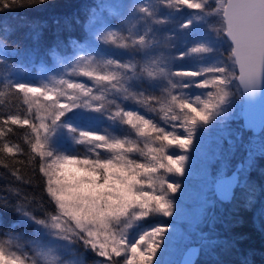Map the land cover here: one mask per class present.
I'll return each mask as SVG.
<instances>
[{
	"label": "snow or ice",
	"instance_id": "snow-or-ice-1",
	"mask_svg": "<svg viewBox=\"0 0 264 264\" xmlns=\"http://www.w3.org/2000/svg\"><path fill=\"white\" fill-rule=\"evenodd\" d=\"M44 3L0 0V8ZM104 7L93 4L70 21L87 44L68 36L49 49L62 68L58 75L0 79L8 94L27 106L23 114L0 115V153H19L26 161L14 164L34 165L51 205L45 209L19 187L0 196V212L18 217L0 233L7 237L0 239V264H85V253L100 258L95 264H161L163 246L182 216L178 194L201 138L244 115L236 111L238 100L264 96V0H127L112 13L115 20L102 16ZM68 45L75 49L70 60L57 52ZM100 45L114 51H98ZM33 51L5 44L0 65L7 71L10 55ZM177 61L185 64L176 67ZM149 113H158L159 122ZM105 121L114 131L128 126L137 139L98 127ZM251 123L247 118L245 127ZM8 125L26 126L27 151L3 139L12 131ZM260 126L258 144L245 143L243 132L233 138L230 130L219 139L216 156L226 163L209 177V215L216 186L231 189L233 200L236 189L254 196L251 173L264 161V117ZM237 154L229 174L227 161ZM0 165L9 168L3 159ZM18 171L11 168V176L31 184ZM153 216L171 220L146 227ZM219 246L211 230H201L191 253L211 255Z\"/></svg>",
	"mask_w": 264,
	"mask_h": 264
},
{
	"label": "trees",
	"instance_id": "trees-1",
	"mask_svg": "<svg viewBox=\"0 0 264 264\" xmlns=\"http://www.w3.org/2000/svg\"><path fill=\"white\" fill-rule=\"evenodd\" d=\"M96 4V0H46L44 4H38L31 7H14L9 9L0 8V42L7 45L9 49H18L21 53L27 50H34L32 55L9 56L10 69L4 65H0V79L13 70H24V72H34L36 65L43 63L48 65L51 63L52 55L49 49L55 43L57 38L66 39L68 36L80 38L82 33L79 27L70 25V21L77 15L84 16L89 12L90 7ZM183 17H181L182 19ZM33 36L38 37L33 40ZM70 45L62 46L57 50L58 54L69 53ZM185 64L184 61H177L176 67ZM31 68V70H29ZM11 77V75H10ZM0 115L9 113L23 114L26 105L8 94L7 90L0 85ZM140 110L144 111L143 108ZM159 122L158 113H150ZM108 132L124 136L130 135L132 139H137L134 132L128 126H121L120 131H114L109 127V122H103ZM12 131L8 132L3 138L11 144H19L27 151V145L24 143L23 136L26 126L8 125ZM230 130L233 138L237 132H243L244 142L252 141L258 144L260 134L255 135L251 130L245 129L241 116L229 122L228 128L224 129L217 126L212 132L203 136L200 141V151L193 154L191 161V169L187 179L184 181L189 188L191 196L190 203L184 205L185 218L178 221L180 227L179 235L169 240L164 245L163 256L173 255L174 252L182 253L184 250L193 249L199 243V232L203 230L205 234L212 231L213 235L218 238L220 246L211 255L203 251H197L194 255L196 264H244L247 260L248 264H264V176L260 174V168L264 167V161L258 162V167L251 173V183L256 185L254 196L249 199V193L246 189H236V198L229 201L220 200L214 193L215 207L211 209L214 215L208 214V198L212 194V185L209 177L218 172L226 163L225 160L217 159V144L225 131ZM141 147L143 143L141 141ZM227 145L225 151L227 152ZM135 158L143 160L138 154ZM0 159L9 164V168L0 165V196H10L6 191L9 188L19 187L26 193L29 199H35L44 205V208L51 210L48 203L46 193L42 188V177L39 172L33 173L34 165L14 164L13 161L25 160L26 157L17 153L14 157L11 154L0 153ZM240 159L239 154L230 158L227 163L228 171L234 167L237 160ZM18 169V175L24 179H31V184H25L17 181L11 176L10 169ZM14 199V197H12ZM247 205V206H246ZM32 209L37 213L41 209L36 204L31 205ZM18 219L17 215L10 211L0 212V233H7L9 227ZM170 218L153 216L149 217L145 225L166 224ZM20 229L18 228L17 231ZM0 239H7L6 236L0 235ZM236 240L238 245L232 248L229 241ZM170 245H174L175 249H170ZM100 258L94 257V254L85 253V264H95ZM178 259V257H177ZM178 261V260H177ZM173 260L167 264H176Z\"/></svg>",
	"mask_w": 264,
	"mask_h": 264
},
{
	"label": "rangeland",
	"instance_id": "rangeland-1",
	"mask_svg": "<svg viewBox=\"0 0 264 264\" xmlns=\"http://www.w3.org/2000/svg\"><path fill=\"white\" fill-rule=\"evenodd\" d=\"M126 2H127V0H96V4H100V3L104 4L105 7H104V9L102 11V16L105 17L108 20H115V17L112 15V13L115 12L116 9L119 8V6H121L122 4H124ZM79 43L87 44L88 41L83 38L82 40L79 41ZM3 46L4 45L0 42V47H3ZM100 49H103L104 52L114 51V49L106 48L103 45H100L97 50L99 51ZM86 50L90 51L91 49H86ZM59 55H61V54H59ZM74 55H75V49H73V50L69 51V53L63 54L61 56H64V57H66L67 59L70 60V59H72V57ZM179 67H181V66H179ZM35 69L36 70L34 72L27 71V70H26V72H24V70L16 69V70L11 71L10 75H11V78H13V79L40 80L41 78H44V77H47V76H51V75H58L60 72H62V68L56 63V61H55V59L53 57H52V60H51L50 64L45 65L43 63H39L38 65H36ZM29 70H31V68H29ZM72 79H83V78L74 76V77H72ZM193 91L198 93V92H200L202 90L193 89ZM242 105H243V101L238 100L237 101V108H236V111L238 113H240V111L242 109ZM140 111L143 114L144 111H142V110H140ZM149 115L152 116L150 113H149ZM98 127H100L101 129H104L105 128V124L101 123V124L98 125ZM77 149L81 153H83L85 151L84 146H77ZM103 155L104 156H108L110 154L109 153H103ZM186 184L187 183L184 181L183 191H182V193L178 194V196H179V206L182 209V216L175 222L176 231H175L174 234H171V235L168 236L169 240L172 239V238L174 239L176 237V235H179L178 233H180V227L178 225V221H181L183 218H185L184 205L187 206L191 202L190 201L191 196L189 194V188H187V190H186V187H187ZM145 226L147 227V226H151V225L148 224V225H145ZM169 247H170L171 250L175 249L174 245H170ZM163 250H164V246H163ZM184 252H185V250L182 253L174 252L173 255H166V256H163V257L161 255L159 257L160 260H161V264H167L168 261H171V260H173L174 262H176L178 260L176 264L180 263V261L182 260L184 254H185ZM177 257H178V259H177Z\"/></svg>",
	"mask_w": 264,
	"mask_h": 264
},
{
	"label": "water",
	"instance_id": "water-1",
	"mask_svg": "<svg viewBox=\"0 0 264 264\" xmlns=\"http://www.w3.org/2000/svg\"><path fill=\"white\" fill-rule=\"evenodd\" d=\"M242 110L244 115H241V117L244 127L247 118H250L252 122L251 127L248 128L245 127V129L251 130L255 135L260 134L261 133L260 121L261 118L264 117V96H257L252 99H244ZM214 193L220 200L229 201L231 199L232 190L228 189L226 192L223 186H216L214 188ZM191 250L192 248L186 251L182 260L178 264H184V261L188 259H192V260L194 259V255H192Z\"/></svg>",
	"mask_w": 264,
	"mask_h": 264
},
{
	"label": "bare ground",
	"instance_id": "bare-ground-1",
	"mask_svg": "<svg viewBox=\"0 0 264 264\" xmlns=\"http://www.w3.org/2000/svg\"><path fill=\"white\" fill-rule=\"evenodd\" d=\"M242 118V117H241Z\"/></svg>",
	"mask_w": 264,
	"mask_h": 264
}]
</instances>
